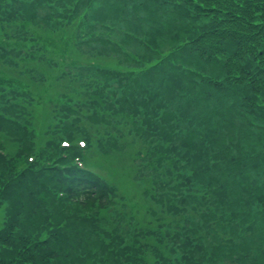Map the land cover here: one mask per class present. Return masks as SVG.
<instances>
[{
  "label": "trees",
  "instance_id": "16d2710c",
  "mask_svg": "<svg viewBox=\"0 0 264 264\" xmlns=\"http://www.w3.org/2000/svg\"><path fill=\"white\" fill-rule=\"evenodd\" d=\"M14 14L46 29L73 25L75 47L98 43L114 60L71 65V79L84 85L89 72L93 88L65 112L152 144L177 173L161 194L166 209L192 216L169 241L161 226L148 242L102 228L115 186L65 137L38 146L5 102L0 264H264V0H0V18Z\"/></svg>",
  "mask_w": 264,
  "mask_h": 264
},
{
  "label": "rangeland",
  "instance_id": "374dc122",
  "mask_svg": "<svg viewBox=\"0 0 264 264\" xmlns=\"http://www.w3.org/2000/svg\"><path fill=\"white\" fill-rule=\"evenodd\" d=\"M12 16L16 20L0 18V88L4 91L0 92V113L5 102L15 105L18 114L27 120L28 129L36 132L38 146L47 139L65 137L62 145L78 146L88 158V167L115 186L120 199L109 209L100 211L99 216L105 218L101 227L118 226L122 232L119 233L126 239L130 235L141 234L142 242H148L146 234L149 228L158 229V226L161 227L157 234L162 238L168 228V241L170 236L183 235L179 228H189L192 212L177 215L166 209V200L161 194L168 191V186L174 182L169 180L176 178L177 173L167 160H157L158 154H154L152 144L145 143L125 126L113 129L105 124L96 126L85 118L77 121V114L65 112L67 105L75 106V102L87 101L86 93L93 88L90 86L93 75L89 72L83 77L84 85L71 79L74 70L71 65H77L78 59L83 65L97 62L85 59L88 56L101 57L99 60L103 63L114 60L100 54L98 43L75 47L71 40L73 25L46 29L25 23L21 15ZM15 29L24 35L16 34ZM69 89H76L78 94L71 95ZM67 94L73 98H68ZM81 112L84 116L88 113L85 108ZM5 137L0 133V141ZM68 137H73V141L66 139ZM160 198H163V203L157 201ZM3 218L4 208L0 207V223ZM219 231L223 237L230 235L229 226L220 224ZM233 240L236 241L235 238ZM148 258L150 261L155 259L152 253Z\"/></svg>",
  "mask_w": 264,
  "mask_h": 264
}]
</instances>
